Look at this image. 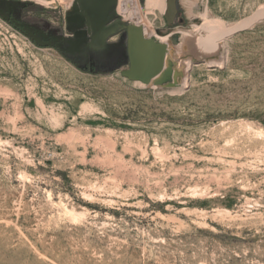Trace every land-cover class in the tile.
<instances>
[{"label":"rangeland","instance_id":"1","mask_svg":"<svg viewBox=\"0 0 264 264\" xmlns=\"http://www.w3.org/2000/svg\"><path fill=\"white\" fill-rule=\"evenodd\" d=\"M68 2L0 0V264H264V0L149 14V84L53 44Z\"/></svg>","mask_w":264,"mask_h":264},{"label":"water","instance_id":"2","mask_svg":"<svg viewBox=\"0 0 264 264\" xmlns=\"http://www.w3.org/2000/svg\"><path fill=\"white\" fill-rule=\"evenodd\" d=\"M78 1L80 11L67 15L65 20L68 24L85 23L88 29H78L72 37L64 38L63 43H55V46L66 56L85 54L87 45H102L105 36L117 28L115 24L106 25L111 11L116 8L117 0ZM165 10L166 22L171 25L177 14L176 0H166ZM125 29L129 65L121 71V74L130 80L149 84L165 68L167 45L145 36L141 26L128 24ZM88 32L90 42L87 41ZM29 35L36 39L32 33Z\"/></svg>","mask_w":264,"mask_h":264},{"label":"flooded vegetation","instance_id":"3","mask_svg":"<svg viewBox=\"0 0 264 264\" xmlns=\"http://www.w3.org/2000/svg\"><path fill=\"white\" fill-rule=\"evenodd\" d=\"M73 1V2H72ZM5 6L9 4V2H17V0H4ZM71 5L74 6V9L72 11H69L67 15L74 13V12H79L80 11V4L78 0H69L68 4L71 3ZM119 7H121L123 13L124 10L121 5V0H118ZM118 4H117V10L118 9ZM7 14L9 17H12V11H7ZM118 14L115 12V9H113L108 17L106 25H116L117 28L114 32H111L110 34L106 35L104 38V42L102 45H97V46H86V53L81 55H73V62L76 66L85 69L86 71L91 72L92 74H98L101 72L102 67H105L109 65L111 69L114 71L116 69L122 68L126 66V68L129 65V60L127 57V36H126V29L125 27L128 24H123L121 22V19L116 15ZM65 15V18L66 16ZM8 17V18H9ZM178 18V11L174 19ZM13 23L19 27L20 23L13 21ZM65 23L71 27L70 28V33L64 34L66 37H72L73 33L78 30V29H88L87 25L84 24H68L65 20ZM87 36V41L90 42V36ZM43 40L48 41V38H43ZM55 44V43H53ZM123 71V70H122Z\"/></svg>","mask_w":264,"mask_h":264},{"label":"bare ground","instance_id":"4","mask_svg":"<svg viewBox=\"0 0 264 264\" xmlns=\"http://www.w3.org/2000/svg\"><path fill=\"white\" fill-rule=\"evenodd\" d=\"M36 1H38V0H36ZM165 7H166L165 0H144L143 4H140L138 0H122V8H123L124 12H126V14L131 17V19L133 21L132 24L141 26L143 28V32H144V35L145 36L157 35L156 34V31L154 29L153 23L148 20V15L155 13L156 10L163 11L165 9ZM207 27H208V30L212 34H217V31L219 30V27H218V25L216 23H211ZM184 34L185 35H189L190 33L184 32ZM160 41L162 43H165L167 45V54H166V63H165V68H166L167 60H168V55L170 53V50H171V47H172V43H171V41L167 37H160ZM210 41H212V40L210 39ZM205 43L203 41V43L200 44V45H203V44L205 45ZM213 43L214 42L209 43L210 48L215 47L213 45ZM206 45H208V44H206ZM165 68H164V70H165ZM157 77H159V76H157ZM154 79H156V78H154Z\"/></svg>","mask_w":264,"mask_h":264},{"label":"trees","instance_id":"5","mask_svg":"<svg viewBox=\"0 0 264 264\" xmlns=\"http://www.w3.org/2000/svg\"><path fill=\"white\" fill-rule=\"evenodd\" d=\"M78 67V66H77ZM79 69H81L82 71H85L86 72V70L85 69H82V68H80V67H78ZM91 73V72H90Z\"/></svg>","mask_w":264,"mask_h":264},{"label":"built area","instance_id":"6","mask_svg":"<svg viewBox=\"0 0 264 264\" xmlns=\"http://www.w3.org/2000/svg\"><path fill=\"white\" fill-rule=\"evenodd\" d=\"M18 2H21V0H17Z\"/></svg>","mask_w":264,"mask_h":264}]
</instances>
